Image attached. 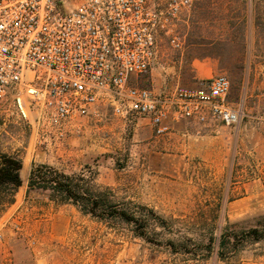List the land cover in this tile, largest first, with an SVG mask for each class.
Listing matches in <instances>:
<instances>
[{
	"label": "rangeland",
	"instance_id": "1",
	"mask_svg": "<svg viewBox=\"0 0 264 264\" xmlns=\"http://www.w3.org/2000/svg\"><path fill=\"white\" fill-rule=\"evenodd\" d=\"M192 1L177 25L182 49L162 38L137 85L162 94L223 75L228 101L243 105L240 125L181 121L157 136L146 119L100 105L57 139L9 106L0 114V157L21 159L22 186L12 205L0 206V264H264V240L230 241L223 255L218 245L223 229L252 228L264 215V0ZM40 164L93 176L116 201L154 210L172 233L147 242L130 226L110 228L71 204L27 196L29 171ZM167 240L191 253H175Z\"/></svg>",
	"mask_w": 264,
	"mask_h": 264
},
{
	"label": "built area",
	"instance_id": "2",
	"mask_svg": "<svg viewBox=\"0 0 264 264\" xmlns=\"http://www.w3.org/2000/svg\"><path fill=\"white\" fill-rule=\"evenodd\" d=\"M192 0H0V114L9 106L31 126L60 139L70 122L100 105L117 117L146 119L157 136L181 121L236 128L241 104L217 75L195 87L155 94L137 85Z\"/></svg>",
	"mask_w": 264,
	"mask_h": 264
},
{
	"label": "trees",
	"instance_id": "3",
	"mask_svg": "<svg viewBox=\"0 0 264 264\" xmlns=\"http://www.w3.org/2000/svg\"><path fill=\"white\" fill-rule=\"evenodd\" d=\"M21 159L2 155L0 157V206L6 207L14 203V195L22 186ZM88 173V172H87ZM26 195L41 193L47 200L58 204H71L84 216L104 223L110 228L120 225L132 227L134 237L150 241V235L161 236L171 234L168 222L146 206H139L130 201L119 202L109 188H100L95 184L93 176L81 173H65L62 170L49 165H32L27 178ZM159 226L162 232L156 233L152 228ZM229 226L221 232L219 237V255L232 241L235 247L246 243H258L264 240V215L260 216L257 225L239 231ZM232 229V230H230ZM209 242L215 241L214 233L208 234ZM190 241V239H188ZM166 245L175 253L184 252L189 254L184 246L177 248L170 240ZM209 253V248L207 252ZM196 256L194 253L192 254Z\"/></svg>",
	"mask_w": 264,
	"mask_h": 264
},
{
	"label": "crops",
	"instance_id": "4",
	"mask_svg": "<svg viewBox=\"0 0 264 264\" xmlns=\"http://www.w3.org/2000/svg\"><path fill=\"white\" fill-rule=\"evenodd\" d=\"M263 205H264V204H259L257 207H259V208H260V207H262Z\"/></svg>",
	"mask_w": 264,
	"mask_h": 264
}]
</instances>
